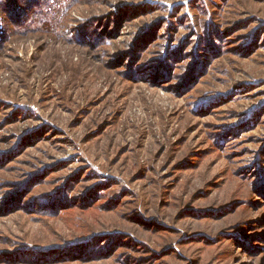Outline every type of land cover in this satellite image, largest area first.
Here are the masks:
<instances>
[{
    "label": "rangeland",
    "instance_id": "374dc122",
    "mask_svg": "<svg viewBox=\"0 0 264 264\" xmlns=\"http://www.w3.org/2000/svg\"><path fill=\"white\" fill-rule=\"evenodd\" d=\"M92 234L48 264H264V0H0V264Z\"/></svg>",
    "mask_w": 264,
    "mask_h": 264
},
{
    "label": "trees",
    "instance_id": "16d2710c",
    "mask_svg": "<svg viewBox=\"0 0 264 264\" xmlns=\"http://www.w3.org/2000/svg\"><path fill=\"white\" fill-rule=\"evenodd\" d=\"M168 51L171 52L170 46L167 47V53H168ZM47 184H48V181H43V180L41 181L40 180L39 182L32 183V184L28 185V187L23 188L21 190L19 188L18 190H20V191H17L16 193H14V191H13V192L9 193V195H10L11 199H14L16 197H20L21 195H26L27 197H25L23 199L24 203H25V201H28V203H33V201L36 200V198L39 196L38 200H40L41 202H45L44 205L38 207L40 210L37 212V214H41V216H45V215L55 216L54 214H57V210H63V208H64L63 206H65V205L72 206L71 202L76 201L73 198L69 199V191H66V189L63 186H59L60 192L56 193L55 196L49 197L51 194L50 192H47L45 194H40L35 198L29 195L31 193L30 192L31 190L37 189V188L42 187L43 185H47ZM62 198H64V199H62ZM82 200L83 199H81V201ZM37 201H36V203H37ZM24 203H23V205L17 204V206L14 209L18 208L17 212H19V211L33 212V211L28 210V205L25 206ZM83 206H86V205H83ZM33 208H34V205H33ZM49 217H52V216H49ZM125 238H126V241H124L123 244L128 242L127 240H131L130 237H125ZM99 239H100V235L92 234L88 237L77 238L75 240L69 241L63 245H54V246H50V247H42V246H29V247H27V246H25L23 248L28 252V254L26 255L27 258H29V259H27L28 263L48 264V263L59 262V261L68 260V259H78L81 254H85L86 252H88L89 247H93V252H95V248L97 247V245H99V247L101 245V244H97V243H101L105 238H103V239L101 238L100 240ZM131 246H133V245H131ZM143 246L144 245H142V247ZM51 248H53V249H51ZM106 248L107 247H105L103 249L98 248L96 253L97 254L99 253L100 256H105L104 251ZM146 250L150 251L149 248H147ZM93 252L91 251L90 253H93Z\"/></svg>",
    "mask_w": 264,
    "mask_h": 264
}]
</instances>
